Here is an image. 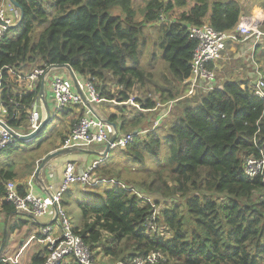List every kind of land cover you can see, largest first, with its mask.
I'll return each instance as SVG.
<instances>
[{"label": "trees", "instance_id": "16d2710c", "mask_svg": "<svg viewBox=\"0 0 264 264\" xmlns=\"http://www.w3.org/2000/svg\"><path fill=\"white\" fill-rule=\"evenodd\" d=\"M132 1L16 0L22 21L0 40V104L6 110L5 122L12 128L28 126L39 87L28 92L27 82L17 76L37 68L69 66L77 80L93 84L102 99L127 100L152 78L139 66L138 49L146 27L158 26V47L172 84L156 87L155 99L145 92L135 101L146 110L173 102L179 111L150 131L147 114L154 121L163 109L140 113L133 108L123 116L127 106L114 105L119 115L108 120L116 125L117 135L149 131L115 150L145 179L124 182L119 172L110 173L121 158L109 151L92 174L93 181L105 183L94 185L96 191L78 204L80 224L73 226V233L95 257L101 252V259H110L105 264L153 253L161 255L159 264H264V170L251 179L244 171L248 159L264 156V99L255 96L252 85L242 89L237 81L190 97H185L188 87L183 84L190 77L196 47L189 28L208 24L216 32L231 31L246 11L238 0H192L188 10H184L186 0H146L137 9ZM256 1L264 10V0H251ZM175 9L182 11L172 19ZM254 59L262 62L264 76V41ZM12 99L20 102L19 110ZM79 107L81 118L82 107L74 108ZM18 144L0 153H13ZM11 178V172L0 169L4 218L15 212L4 200V187ZM17 191L24 195L26 189L17 187ZM67 193L62 207L69 202L68 197L64 200ZM154 210L156 231L147 234L143 225ZM26 223L9 217L7 237ZM47 254L42 246L27 264H44Z\"/></svg>", "mask_w": 264, "mask_h": 264}, {"label": "built area", "instance_id": "2783aa9c", "mask_svg": "<svg viewBox=\"0 0 264 264\" xmlns=\"http://www.w3.org/2000/svg\"><path fill=\"white\" fill-rule=\"evenodd\" d=\"M44 1V0H36ZM20 12L17 8L11 5L9 0H0V40L5 36L10 26L15 25L19 21ZM264 23V16L262 12H257L253 16L248 17L245 14L239 19L238 24L231 31L216 32L208 24H203L199 27L189 28L190 38L196 41V47L193 50L190 62V77L183 82L188 87L185 97H190L197 91L203 93L215 90V64L222 60L226 54L227 46L229 44H241L246 46L243 52L250 60L253 72V79L250 85L255 90V96L264 99V76L260 69L256 67L254 60V53L256 48L264 41V32L261 27ZM211 66L208 68V66ZM62 71L64 76H49L51 73ZM74 73V72H73ZM56 74V73H55ZM75 75V74H74ZM19 79L26 81V91L33 92L37 87V82L44 81V86L48 85L51 104L49 106L50 120L56 116L61 115L70 108L76 106H85L83 99L91 107L90 109L84 108V116L81 117L77 123L71 128L69 133L64 137L62 149H82L86 150L94 145H105L112 135L115 134L114 128L108 124V120L99 117L93 107L96 105L104 104L107 102L114 105L130 106L140 113L155 112L158 108L163 109V114L154 120L151 130L158 127L161 120H163L172 107L173 102L166 105L157 104L152 110L143 109L142 106L135 101L134 97H129L123 102H118L116 99L107 101L99 96L93 84L89 81L81 82L77 80L76 86L73 85L69 73L65 67L59 68L49 66L40 69H34L28 74L17 76ZM76 77V76H75ZM78 90L79 94L72 89ZM117 90H120L117 89ZM10 103L14 104L15 109H20V102L12 99ZM41 105L38 98L34 103V108L28 112V126L26 130L20 128H12L4 121L6 110L0 104V122L5 124L7 129L0 126V151L6 150L9 146L18 142V137L29 136L33 134L39 127L41 120L35 111V106ZM3 118V120L1 119ZM149 131H134L126 135H117L113 143L109 147V151H115L126 147L133 141L135 136H142ZM29 141H26V143ZM105 151L100 153L103 157ZM106 157V156H104ZM102 160L93 162L81 174L75 173V167L71 163H67L64 167L62 183L59 189L55 192L52 186H48L45 180H41L38 185L45 193V196L38 197L33 194V179L32 177L27 185L24 195H20L17 191V186L14 182L9 181L5 184L4 200L14 207V211L20 216L32 218L33 221L44 218L48 212L56 207V226L50 222L42 225L38 229V235L32 237L30 241H35L37 244L44 246L48 254L44 264H65L74 261L77 264H102L99 263L94 255L84 242L73 233V225L69 219L66 210L61 206L62 196L68 192L72 187L78 185L80 187L94 186L105 181H93V171ZM264 170V156L261 158L248 159L244 166L245 174L248 178H254L262 175ZM36 173V172H35ZM51 174V175H50ZM49 180L52 179V172L49 173ZM108 183V182H107ZM155 210L152 215L147 217L143 229L147 234H153L156 231L154 225ZM53 218V220H54ZM52 224V225H51ZM18 257V256H17ZM17 257L3 258L0 261L9 262L10 264H17ZM159 253L149 254L147 256L131 258L127 261H117L113 264H159L162 261ZM105 264V263H103Z\"/></svg>", "mask_w": 264, "mask_h": 264}, {"label": "crops", "instance_id": "0c3cea01", "mask_svg": "<svg viewBox=\"0 0 264 264\" xmlns=\"http://www.w3.org/2000/svg\"><path fill=\"white\" fill-rule=\"evenodd\" d=\"M261 12L264 16V10L263 9L261 10ZM236 47L238 48V50H241L240 52L236 53V57L240 58V57L246 55L243 52V50L246 49V46H243L241 44H229L227 46V50L231 51L233 49L230 52V54H234L233 51H235ZM225 60H227L226 56H224V58L222 60H220L214 66L215 67V74H216L214 86L216 89L217 88L221 89L223 84L228 82V81L229 82L237 81L238 83L241 84L242 89L246 86V84H249V85L251 84L252 79L254 78L253 72H252V69L254 68V66H252L250 60H247V63L245 64V66L239 65V66H237V68H235L234 65L225 64L224 63ZM261 63H259V64L256 63V67L258 69L261 68V66H262ZM244 67H246V69L249 68V70H251V71H247ZM239 69H242V71H239ZM51 74H53V76H59V75L64 76L65 75L62 71L54 72ZM51 74L49 76V78H50L49 80H51V78H52ZM40 83L41 82H39V83L37 82V84H36V86H38L39 89H40ZM46 86H48V85H46ZM46 86H44V99H45L46 103L48 104V106H50V104H51L50 92H49V88H47ZM72 90L79 94L78 90H76L75 88H73ZM45 92H47L48 97H46ZM38 98H39V94H38ZM104 105L105 104H100V105H96L93 107V109L97 115L100 116V114H102V115L105 114L106 110H105ZM33 108H34V105H33ZM84 108H87V107L83 106L82 109L84 110ZM115 108L116 107L114 106V109L110 110L111 115H113V114L119 115L118 109H115ZM35 111L39 115L40 119L44 118L45 110H44V107L42 104L41 105L37 104L35 106ZM79 111H80V107L78 109H75L74 107L70 108L69 110L62 113L61 115H59L56 118L57 121H56L55 125H52L49 128H48L49 125H46V127L32 141H29L27 143L19 141V144L22 143V145H24V147L25 146L26 147L31 146V147H28V149L37 148V151H38L41 149L42 144L45 142L47 137L49 138L46 141L48 143V147L43 149L41 154L36 157L34 165L31 169H29L27 171H23V172H17L14 169V164L16 162H18V160H16V162L7 163L4 165L5 170L11 172V174H12V178L10 181L14 182L17 187H19V188L22 187V188L26 189V185H27L28 181L32 177H34L33 182H32L33 183V188H32L33 194H35L38 197H41V196H45V193L41 190L42 187L39 186L38 183L41 180H45L46 185L52 186L53 191L56 192L62 183L63 171H64V167L66 166L67 163L73 164L75 167V173L81 174V172L86 170L87 167H89L93 162H97L98 160H102L99 163V164H101L104 161V156L100 157L99 154L105 151V145H94L92 147H89L86 150L77 149V151H75V152H72L70 154L60 156V157H56V158L52 159L36 175L35 172L38 169L40 162L48 154L55 152L61 148L64 136L67 135V133L71 130L72 126L80 118L79 117ZM1 119L3 120L2 117H1ZM4 121H5V119H4ZM18 128H20L23 131V130H26L27 127L25 129H23L21 127H18ZM18 150L11 153V154L16 155L18 153ZM107 155H108V152L106 153L105 156H107ZM51 172H52V179L49 180L48 176H49V173H51ZM96 180H98V178H96ZM87 190L84 189L83 187H79V186L72 187L71 190L67 193V197L69 199V202L66 206L63 207L68 214L69 213L72 214L70 216L72 218H75V222L78 221L79 224H80V217H79L80 213L78 210V204H80L83 201L85 195L89 193V192H87ZM73 208H75L76 212L72 211ZM53 216H54L53 209H51L48 212V214L43 218V219H45L44 221H39V220L33 221L32 219H28L26 217L23 218L20 215L14 216L13 213L10 214L9 217H14L15 221L16 220H22V221H27V223L20 230L14 231L11 234H8V237H7L8 242H6V244L2 250V253H1L3 258L14 259L15 257L18 256L17 260H16L17 263L20 260V258H22L23 264H27V262L29 261V258L33 255L32 252L28 255L27 254L25 255L26 249L28 248V246L30 244H32V242L30 243L31 238L38 235L37 234L38 228L40 226L46 225L50 222L53 223V218H54ZM9 217L7 216V218H4L3 215H0V219H1L0 225H2L3 229H5V230L7 228L6 224H8ZM55 223L56 222L53 223L54 227L56 226ZM79 224L77 223L75 226H78ZM24 233L30 235L27 243H25L26 242L25 240L24 241L19 240L20 238H22V236H24ZM16 236H19V239L17 240L18 242L17 241L14 242V237H16ZM16 244H17V247H16ZM11 252L13 253L12 255H11Z\"/></svg>", "mask_w": 264, "mask_h": 264}, {"label": "rangeland", "instance_id": "374dc122", "mask_svg": "<svg viewBox=\"0 0 264 264\" xmlns=\"http://www.w3.org/2000/svg\"><path fill=\"white\" fill-rule=\"evenodd\" d=\"M145 1L146 0H133L132 3H133L134 9H137L139 6H143ZM164 1L168 2V1H171V0H164ZM186 1H187L188 6L184 10H188V7H190L192 5V0H186ZM209 1H219V0H209ZM220 1H222V0H220ZM238 1L240 3L241 7L243 8V10L246 11V14L245 13L244 14L246 16H248V17L253 16L257 12H261V10H262V7H260V3H261L260 1H256V2H251V0H238ZM180 10L179 9H175L171 18L174 19V17L178 14V12ZM138 20H141V19L138 17ZM157 25H159V24H157ZM157 28H158V26L146 27V29L143 32L142 37L140 38L141 43L139 44V49H138L139 66L144 72H148L149 74H151L152 78L146 82V86L142 90L136 89L134 92H132L133 94L130 97L141 98V97H143V94L146 92V93H149L151 95L150 97L152 99L153 98L155 99L157 97H156V95H154L155 93L153 92V90L156 87L157 88H159V87L169 88L170 87L169 84L170 83L172 84V79H171V77H170V75H169V73L167 71V66L161 59L162 51L158 47ZM231 51H228V50L226 51V55L225 56H226L227 60H225L224 63L225 64H230V65H234L235 68H237V66H239V65L245 66V64L247 63V60H248L247 55H244V56H242L240 58L236 57V53L241 51V50H238L237 47H236L235 51H233L234 54H230ZM255 61L257 62V60H255ZM244 68L246 69V67H244ZM246 70L247 71H251V70H249V68L246 69ZM239 71H242V69H239ZM52 75L53 74H51V76ZM46 87L48 88V86H46ZM110 87L111 88L114 87L115 89H117L116 86H114V85H110ZM45 93H46V97H48L47 92H45ZM104 104H105L104 106H105V110H106L105 114H103V115L100 114V116L99 115L98 116L103 118V119L108 120L109 117L111 116L110 110L114 109V104L110 103V102H107V103H104ZM126 110H127V112L124 113L123 116H126L127 113H129L130 111L132 112L135 109L133 110L132 107L127 106ZM178 111H179V109L177 108V105L173 103L172 107L170 109V113H168L169 116L167 117L166 120H169V118L173 114H176ZM147 116L150 118V124L152 125L153 122H154L153 119L151 118L150 115L147 114ZM57 117L58 116H56L55 118L50 120V122L48 124L49 125L48 128L51 127L52 125H55V123L57 121V119H56ZM48 139L49 138L47 137V140ZM43 144H42L41 149L38 150V151H37V148L28 149V147H31V146H27V147L25 146L26 147L25 148L24 145H22V143H20L19 144V150H18V153L16 155L15 154L5 153V152L0 153V169H5V166H4L5 164L16 162V160H18V162L20 161L19 163L16 162L14 164V169L17 172H23V171H27V170L31 169L33 167V165H34L36 157L41 154L43 149L48 147V143L46 141ZM110 153H113L114 156H116V158H118V159L121 158V159H119L117 161L118 162L117 167L115 169H111L113 171L110 172V173H114L115 171H116V173L119 172V176H120L121 180L124 181V182L133 183V182H137V181H141L142 179H145V177H144L145 175L139 173L135 169L137 167L133 166L130 163H125L124 162V159H122V157L118 154V151H111ZM110 153L108 155H110ZM146 163H149V160H147ZM76 186H78V185H76ZM84 189H86V190L88 189L87 192H95L96 191L95 188H93V186H87V187H84ZM62 199H63V196H62ZM65 199H67V195L64 196V200ZM170 204L171 203H168L167 206H169ZM72 211L76 212L75 208H73ZM70 215H72V214H70V213L68 214L69 219L71 221V224L73 223L72 224L73 226H75L77 223L79 224V222L78 221L75 222V218H72ZM44 220L45 219H43V218L39 219V221H44ZM36 221H38V220H36ZM0 223H1V221H0ZM78 226H75L74 228H76ZM4 230L5 229H3V226L0 225V238H2ZM29 237H30L29 234L24 233V236H22V238H20V239H19V236L14 237V242H16L19 239V240H22V241L25 240L26 241L25 243H27ZM6 242H8L7 238L5 240V244H6ZM31 242H32V244H30L28 246V248L26 249L25 255L26 254L28 255L31 252L34 254L35 252H37L38 249L42 248V246L37 244L35 241H30V243ZM16 247H17V244H16ZM12 254L13 253L11 252V255ZM101 254L102 253L100 252V253H98L96 255V259H97V261L99 263H103L104 261L105 262L106 261L107 262L110 261V259H108V258L105 259V260L101 259V257H100ZM17 264H23L22 258H20V260L18 261Z\"/></svg>", "mask_w": 264, "mask_h": 264}, {"label": "water", "instance_id": "95a60500", "mask_svg": "<svg viewBox=\"0 0 264 264\" xmlns=\"http://www.w3.org/2000/svg\"><path fill=\"white\" fill-rule=\"evenodd\" d=\"M9 2L11 3L12 6H14L15 8H17L20 12V17H19V21L13 25V26H10L9 29H13L15 27H17L21 21H22V18H23V14H22V11L21 9L19 8L16 0H9ZM62 67H65L66 70L68 71L69 73V76H70V79L73 83L74 86H76V83H77V80H76V77L73 73V70L69 67V66H62ZM62 67H59V68H62ZM39 99L41 101V104L43 105L44 107V110H45V116L43 118V120H41L40 122V125L38 127V129L31 135L29 136H20L18 137V141L20 142H26V141H32L45 127L46 125H48V123L50 122V111H49V106L48 104L46 103L45 99H44V81L42 80L41 83H40V89H39ZM83 102L85 104V106L88 108V109H91V107L86 103V101L83 99ZM108 124L111 125L114 130H115V134L111 136V138L109 139V141L105 144V154L104 156L106 155V153L108 152L109 150V147L110 145L113 143V141L115 140L116 138V125L114 123H110L108 121ZM0 126H2L3 128L7 129V127L5 126V124H3L2 122H0ZM77 151V149L75 148H69V149H62V150H57L55 152H52L50 154H48L41 162H40V165L38 167V169L36 170V175L39 173L40 170H42L49 161H51L52 159L56 158V157H60V156H64V155H67V154H70L72 152H75ZM53 211L54 213L56 214V207L53 206ZM14 216L16 215H19L17 212H14L13 213ZM30 218V217H28ZM32 219V218H30ZM56 221V216L53 220V222ZM7 222V221H6ZM7 238V231L4 230L3 232V235H2V238H1V244H0V253L2 252L3 248H4V245H5V240Z\"/></svg>", "mask_w": 264, "mask_h": 264}]
</instances>
